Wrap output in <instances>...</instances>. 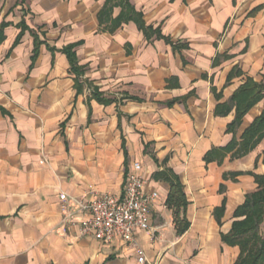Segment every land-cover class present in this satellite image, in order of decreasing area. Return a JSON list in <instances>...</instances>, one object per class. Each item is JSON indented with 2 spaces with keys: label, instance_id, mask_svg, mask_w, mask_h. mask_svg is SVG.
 Wrapping results in <instances>:
<instances>
[{
  "label": "crops",
  "instance_id": "obj_1",
  "mask_svg": "<svg viewBox=\"0 0 264 264\" xmlns=\"http://www.w3.org/2000/svg\"><path fill=\"white\" fill-rule=\"evenodd\" d=\"M127 2L145 28L125 0H0V264L241 254L225 235L264 174V138L240 152L264 98L228 127L234 92L264 80V0ZM135 162L159 194L152 227L131 242L82 234L80 202L121 195Z\"/></svg>",
  "mask_w": 264,
  "mask_h": 264
},
{
  "label": "trees",
  "instance_id": "obj_2",
  "mask_svg": "<svg viewBox=\"0 0 264 264\" xmlns=\"http://www.w3.org/2000/svg\"><path fill=\"white\" fill-rule=\"evenodd\" d=\"M125 1L130 9L129 14L136 17L140 26L145 28L141 14L129 6L128 0ZM77 44H70L64 48L74 71L80 70L74 50ZM263 98L264 80L258 82L253 78H248L233 94L236 114L228 130L233 131L240 126L244 116ZM263 138L264 109L244 130L240 141V152L248 153ZM235 144V141L232 142V146ZM255 179L258 189L248 195L244 203L235 211L236 217H243V219L234 221L232 229L225 235L227 240L241 247V254L236 264H264V174H256Z\"/></svg>",
  "mask_w": 264,
  "mask_h": 264
},
{
  "label": "built area",
  "instance_id": "obj_3",
  "mask_svg": "<svg viewBox=\"0 0 264 264\" xmlns=\"http://www.w3.org/2000/svg\"><path fill=\"white\" fill-rule=\"evenodd\" d=\"M141 170V163L135 162L121 195L101 192L80 202V210L84 214L82 234L94 235L108 242L116 239L131 242L137 231L152 227L151 207L159 194L144 190ZM61 198L66 200L67 195L61 194ZM139 252L140 261H145L143 251Z\"/></svg>",
  "mask_w": 264,
  "mask_h": 264
}]
</instances>
